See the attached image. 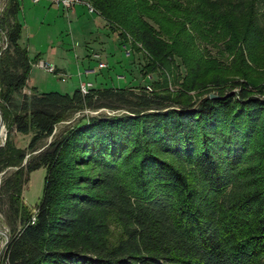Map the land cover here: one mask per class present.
Listing matches in <instances>:
<instances>
[{"label": "trees", "instance_id": "trees-1", "mask_svg": "<svg viewBox=\"0 0 264 264\" xmlns=\"http://www.w3.org/2000/svg\"><path fill=\"white\" fill-rule=\"evenodd\" d=\"M84 1L131 54H144V75L157 78L27 92L39 59L21 42L20 1L8 0L0 17V212L11 238L0 264H264V82L206 78L202 54L164 38L141 0ZM255 3L206 1L215 19L244 20L241 38L259 47ZM14 131L32 135L27 147ZM42 167L34 212L23 190Z\"/></svg>", "mask_w": 264, "mask_h": 264}, {"label": "rangeland", "instance_id": "rangeland-1", "mask_svg": "<svg viewBox=\"0 0 264 264\" xmlns=\"http://www.w3.org/2000/svg\"><path fill=\"white\" fill-rule=\"evenodd\" d=\"M206 1L209 0H141L137 2L142 12L153 18L155 22L153 25L160 30L159 33L164 38L176 39L182 46L185 45L186 50L194 52L200 57L202 54L206 65V78L223 77L225 78L222 79L223 82L229 85L233 80H242L246 75L247 78L244 79L254 80L258 82V85L262 84L264 82V0H257L254 12L255 25H259L261 28L262 40L259 47L257 44L255 47L253 46L255 44L250 42L249 36H247L246 41L241 38L245 27L244 20L236 19V17L234 19L230 15L215 19L210 15ZM230 1L236 2L237 0ZM7 3L8 0L0 1L1 12ZM204 8L206 9L205 12H200ZM39 16L42 18L40 19ZM39 16H36L34 20L31 19L33 26L31 43L33 47L42 49L44 60L59 64L68 62L69 67L73 68L74 71H78L77 63L79 60L80 63L83 61V65H87L88 59L85 61L79 52L77 53L79 58H76L74 43L79 41L82 45L99 47L95 35H92L91 32L88 33L90 30H87L84 24H78L76 21L72 22L66 19L61 24L62 21L45 20L42 13ZM41 26L43 29L40 31ZM102 32L106 33V37L103 38L104 47L101 46V49L104 50L102 60L108 63V67L91 77L96 86L100 88H124L151 85L153 79L157 78V73L144 75V71L141 70L146 62L144 54L136 51L131 54L132 47L129 42L123 43L118 35L111 30H102ZM85 37L87 43H85ZM3 45L4 42L0 41V47ZM33 50L32 57H34ZM240 51L244 52L243 60L240 58ZM177 61L180 63L181 59L178 58ZM185 70L181 66L182 75L185 74ZM62 77L59 78L54 73L34 64L31 80L32 84H35L41 92L56 91L72 94L77 88L73 86L70 90L73 85L71 76L66 75V80H63ZM173 89H176L174 85ZM233 90L236 91L237 89ZM66 123L59 124L57 132L64 129ZM6 134L7 128L0 139L1 144L5 142ZM11 136L19 147L25 148L28 146L32 135L17 134L14 131ZM47 172L46 167L33 171L23 190V201L34 212L43 199ZM0 229L10 233V227L1 212ZM6 240V236L0 233V250Z\"/></svg>", "mask_w": 264, "mask_h": 264}, {"label": "crops", "instance_id": "crops-1", "mask_svg": "<svg viewBox=\"0 0 264 264\" xmlns=\"http://www.w3.org/2000/svg\"><path fill=\"white\" fill-rule=\"evenodd\" d=\"M19 1L21 5V9L19 12V19L23 26L21 42L24 46H27V48L30 51V55L32 53V49H34L33 50L34 57H32L31 55L32 58H38L39 61L51 62L44 60V53L42 49L38 47H33L31 43V32L33 28L31 19L34 20L36 16L40 15V13L43 14V18L45 20H50L52 22L62 21L61 24H63V21L69 19L72 22L76 21L78 24H84L87 27V30H90L88 31V33L91 32L92 35H95L96 43H99L98 45L99 47H91V46L89 47L87 45H82V43L79 41H77L78 43L77 42L74 43L73 48L75 49L76 52L75 53L76 58L77 59L79 58L77 55V53L79 52L83 56L85 61L86 59H88L87 65H83V61L80 63L79 60V62L77 63L78 71H74L73 68L69 67L68 62H63L62 64L54 62L56 66V71L50 73H54L59 78L60 76H63L62 78H65L66 75L67 76L70 75L73 81V85L70 87V90L73 86L74 88H80L84 83L90 84L91 88L97 87L95 82H93V79H91V77L93 75L99 74L100 72H102L103 69L108 67L107 65L108 63L102 60L104 50L101 49V46L104 47L103 44H105V41H103V38L106 37V33L102 32V30L105 31L111 29L107 25V21L104 19V17H102L96 11H91L89 6L84 3H77L74 7L66 9L63 6L58 5L50 0H40L37 3L34 0H19ZM39 18L41 19L42 16H39ZM39 29L41 31L43 29V26H41ZM113 33L115 34V32ZM85 43H87L86 37H85ZM97 53L100 55V57L98 58L95 57V54ZM101 62L105 63L106 66L100 67ZM34 64L37 65V63H33V66ZM31 76H32V71L30 74L28 87L26 88V91L31 92L33 87H36L37 90L39 91L38 87L35 84H32Z\"/></svg>", "mask_w": 264, "mask_h": 264}, {"label": "built area", "instance_id": "built-area-1", "mask_svg": "<svg viewBox=\"0 0 264 264\" xmlns=\"http://www.w3.org/2000/svg\"><path fill=\"white\" fill-rule=\"evenodd\" d=\"M34 1L37 3L40 0H34ZM50 1H52V2H54L56 4H58V5H61V6H63L66 9L74 7L77 3H84V4L89 6L91 11H95L94 8L90 4H88L86 1H84V0H50ZM95 57L98 58V57H100V55L97 53V54H95ZM37 65L39 67H41V68L46 69L48 72H55L56 71V66L52 62L38 61ZM104 66H106V64L101 62L100 63V67H104ZM63 80H65V78H63ZM90 87H91L90 84L84 83L81 86V89H82V91L84 93H86ZM148 89H151V87L148 86Z\"/></svg>", "mask_w": 264, "mask_h": 264}, {"label": "water", "instance_id": "water-1", "mask_svg": "<svg viewBox=\"0 0 264 264\" xmlns=\"http://www.w3.org/2000/svg\"><path fill=\"white\" fill-rule=\"evenodd\" d=\"M0 17H1V8H0ZM0 32H1V26H0ZM209 96L213 99L220 98V96L218 94H215V93H210ZM3 126H5L4 116H3L2 110L0 109V128H2ZM0 145H1V143H0ZM0 233L4 234L7 238L5 244L3 245L2 249L0 250V261H1L3 259L4 254H5L7 245L10 241L11 235H10V233H8L4 230H1V229H0Z\"/></svg>", "mask_w": 264, "mask_h": 264}, {"label": "bare ground", "instance_id": "bare-ground-1", "mask_svg": "<svg viewBox=\"0 0 264 264\" xmlns=\"http://www.w3.org/2000/svg\"><path fill=\"white\" fill-rule=\"evenodd\" d=\"M5 131H6V127L5 126H3L2 128H0V139L5 134Z\"/></svg>", "mask_w": 264, "mask_h": 264}]
</instances>
